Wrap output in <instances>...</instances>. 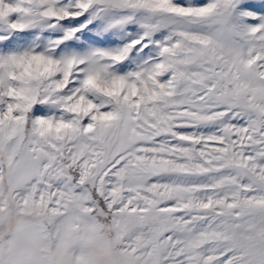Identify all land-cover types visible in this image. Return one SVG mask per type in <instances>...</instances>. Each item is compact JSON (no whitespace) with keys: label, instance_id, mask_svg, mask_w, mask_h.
Segmentation results:
<instances>
[{"label":"snow or ice","instance_id":"6c2138e0","mask_svg":"<svg viewBox=\"0 0 264 264\" xmlns=\"http://www.w3.org/2000/svg\"><path fill=\"white\" fill-rule=\"evenodd\" d=\"M0 264H264V0H0Z\"/></svg>","mask_w":264,"mask_h":264}]
</instances>
